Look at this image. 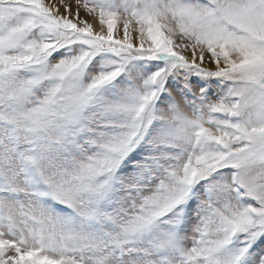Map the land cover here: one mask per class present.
<instances>
[{
	"label": "snow or ice",
	"instance_id": "1",
	"mask_svg": "<svg viewBox=\"0 0 264 264\" xmlns=\"http://www.w3.org/2000/svg\"><path fill=\"white\" fill-rule=\"evenodd\" d=\"M0 264H264V0H0Z\"/></svg>",
	"mask_w": 264,
	"mask_h": 264
}]
</instances>
